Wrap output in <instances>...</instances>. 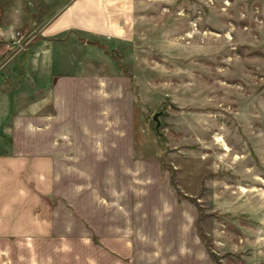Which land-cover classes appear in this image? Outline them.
<instances>
[{
  "label": "crops",
  "instance_id": "obj_1",
  "mask_svg": "<svg viewBox=\"0 0 264 264\" xmlns=\"http://www.w3.org/2000/svg\"><path fill=\"white\" fill-rule=\"evenodd\" d=\"M134 3L68 0L41 10L35 54L9 60L11 80L0 93V224L8 227L0 226V264L206 261L194 216L144 132L132 75L117 65H77L95 62L89 57L104 52L100 43L128 46ZM70 34L83 38L85 50L73 66L62 49ZM28 73L34 81L23 88ZM23 89L37 95L24 107Z\"/></svg>",
  "mask_w": 264,
  "mask_h": 264
},
{
  "label": "rangeland",
  "instance_id": "obj_2",
  "mask_svg": "<svg viewBox=\"0 0 264 264\" xmlns=\"http://www.w3.org/2000/svg\"><path fill=\"white\" fill-rule=\"evenodd\" d=\"M64 1L0 0V27H7L0 28V93L11 80L9 60L35 54L36 13ZM133 8L128 46L100 43L104 52L89 57L95 62L77 63L84 40L70 34L62 47L67 65H117L132 75L163 176L194 216L196 244L206 253L200 264H264V0H135ZM33 81L23 76V88ZM36 98L23 89V107Z\"/></svg>",
  "mask_w": 264,
  "mask_h": 264
},
{
  "label": "water",
  "instance_id": "obj_3",
  "mask_svg": "<svg viewBox=\"0 0 264 264\" xmlns=\"http://www.w3.org/2000/svg\"><path fill=\"white\" fill-rule=\"evenodd\" d=\"M161 110H157L153 115H152V119L155 121V131L161 136V133L159 131V126H160V121L158 119V115L161 113Z\"/></svg>",
  "mask_w": 264,
  "mask_h": 264
},
{
  "label": "trees",
  "instance_id": "obj_4",
  "mask_svg": "<svg viewBox=\"0 0 264 264\" xmlns=\"http://www.w3.org/2000/svg\"><path fill=\"white\" fill-rule=\"evenodd\" d=\"M177 192L179 193V190L177 189ZM216 264H219V262H216Z\"/></svg>",
  "mask_w": 264,
  "mask_h": 264
}]
</instances>
